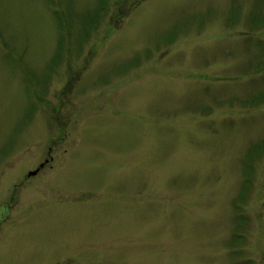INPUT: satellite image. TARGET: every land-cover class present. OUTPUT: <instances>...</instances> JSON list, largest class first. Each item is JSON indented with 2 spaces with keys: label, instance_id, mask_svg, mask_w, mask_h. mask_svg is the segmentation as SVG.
Segmentation results:
<instances>
[{
  "label": "rangeland",
  "instance_id": "obj_1",
  "mask_svg": "<svg viewBox=\"0 0 264 264\" xmlns=\"http://www.w3.org/2000/svg\"><path fill=\"white\" fill-rule=\"evenodd\" d=\"M263 142L264 0H0V264H264Z\"/></svg>",
  "mask_w": 264,
  "mask_h": 264
},
{
  "label": "trees",
  "instance_id": "obj_2",
  "mask_svg": "<svg viewBox=\"0 0 264 264\" xmlns=\"http://www.w3.org/2000/svg\"><path fill=\"white\" fill-rule=\"evenodd\" d=\"M102 7V5L100 4V8ZM99 13L100 12H95V14H94V16H95V19H94V23H90L89 24V22H88V26H94L95 25V23H97V19H98V15H99ZM59 52H60V50H59ZM259 67H253V68H251V70L252 71H254V70H256V71H259ZM255 71V72H256ZM264 150V142L261 144V145H258L256 148H253L251 151H252V153H256V155H258V154H260V153H262V151Z\"/></svg>",
  "mask_w": 264,
  "mask_h": 264
},
{
  "label": "water",
  "instance_id": "obj_3",
  "mask_svg": "<svg viewBox=\"0 0 264 264\" xmlns=\"http://www.w3.org/2000/svg\"><path fill=\"white\" fill-rule=\"evenodd\" d=\"M40 168H42V166H40ZM37 172H38V170H36V171H34V172H30V173L28 174V176L35 175Z\"/></svg>",
  "mask_w": 264,
  "mask_h": 264
}]
</instances>
